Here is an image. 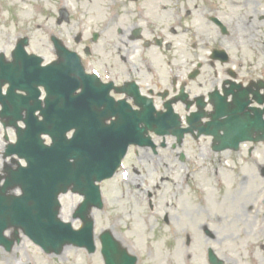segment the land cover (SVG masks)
<instances>
[{"label":"flooded vegetation","instance_id":"flooded-vegetation-1","mask_svg":"<svg viewBox=\"0 0 264 264\" xmlns=\"http://www.w3.org/2000/svg\"><path fill=\"white\" fill-rule=\"evenodd\" d=\"M223 1L90 0L93 9L83 11L74 6V0H49L45 6L35 0L42 22L38 24L36 20L31 25L33 30L42 32L43 38L34 39L30 29L28 52L41 57L44 66L60 61L66 66L76 57L80 58L85 74L94 79L84 80L74 70L75 64L67 72V79L79 85L73 93L74 98H78L84 86L94 93L90 122L97 129L134 120L135 113L143 112L148 103L159 113L171 109L180 116L183 126H188L189 121L193 132L181 143L176 136L152 135L155 147L131 146L122 167H129L136 174L140 170L148 173L173 167L189 169L202 158L201 170L209 172L211 157L216 164L219 156L228 154L234 172L240 176V181L231 186L234 199L241 201L243 184L250 185L245 196L249 202L247 214L254 213L258 222L255 235L264 238V141L244 143L236 152L219 153L213 149L212 137H198L199 128L212 120L216 108H231L234 102L247 100L250 109H264V105L259 104L260 100L264 101V79L260 76V73L264 76V71L260 72L261 57L253 50L256 23H252L247 34L242 36V29L224 10ZM74 10L76 14H72ZM216 20L227 28L226 32ZM263 20L264 16H260V21ZM246 35L247 44L253 47L247 55L240 49ZM219 50L227 53H216ZM244 57L250 59L248 68ZM66 71L60 67L49 72L66 76ZM40 91L42 97L39 99L44 100L46 90L41 88ZM49 96L52 101L57 97ZM29 103L34 105V99L30 98ZM59 106L67 107L62 102ZM247 113L252 120L258 119L253 110ZM200 116L204 118L197 121ZM77 118L79 122L85 119L80 109ZM202 147L205 149L196 152V148ZM211 167L217 170L215 165ZM224 185L225 181L218 186L219 191L225 190ZM208 199L209 204L217 201ZM206 221L201 224L200 232L196 230L197 237L199 241H216L218 224L212 222L219 223L222 219L210 216ZM187 240L191 244L190 236ZM259 248L264 251V243L250 246L249 251L254 254ZM219 250L217 242L208 245L207 264L210 251L224 264H231ZM253 264H264V258L256 256Z\"/></svg>","mask_w":264,"mask_h":264},{"label":"rangeland","instance_id":"rangeland-1","mask_svg":"<svg viewBox=\"0 0 264 264\" xmlns=\"http://www.w3.org/2000/svg\"><path fill=\"white\" fill-rule=\"evenodd\" d=\"M34 1L0 0V53L8 56L18 37L30 36V29L34 39L43 38L42 32L33 30L31 25L36 21L35 17L38 24L42 22L36 10L38 5L32 7ZM48 1L40 0V5L45 6ZM74 3L83 11L93 9L90 0H74ZM223 5L233 18V23L242 29V36L247 34L252 23H256L254 49L247 44L248 35L242 39L240 49L245 55L251 53V49L260 55V70L264 66V20L260 21V16H264V0H224ZM76 13L77 10L72 12ZM251 18L254 19L250 21ZM244 58L248 68L250 59ZM2 146L3 132L0 131V152ZM204 149L196 148V152ZM213 159L210 158L209 173L201 170L203 160L200 158L199 164L189 169L173 167L148 173L140 170L136 174L125 167L114 180L103 183L101 188L105 207L103 211H94L93 215L98 246L94 255L69 247L66 253L49 257L31 241L24 239L11 253L0 249V264H104L98 240L104 231H112L129 252L138 257V264H207L205 251L213 242L218 243L223 258L234 260L226 258L227 262L253 264L256 256L264 258V251L259 248L256 253H250V246L264 243V238L255 235L258 222L254 213L247 214L249 202L245 196L249 193L250 185L244 183L241 201L235 200L231 186L240 181V176L234 172L231 162L224 169L223 164L218 161L215 164ZM211 165H215L217 170ZM207 181L211 184L208 190L204 188ZM224 181L225 190L219 191L218 186ZM199 182L202 183L201 187ZM210 195L211 199H217L211 202L212 205L209 204L210 199L207 200ZM81 201V196L71 193L62 198V218L75 229L82 225L73 218ZM210 216L222 219L218 223L216 241H199L195 231L200 232L201 224L204 225ZM189 234L192 237L190 246L187 240Z\"/></svg>","mask_w":264,"mask_h":264},{"label":"water","instance_id":"water-1","mask_svg":"<svg viewBox=\"0 0 264 264\" xmlns=\"http://www.w3.org/2000/svg\"><path fill=\"white\" fill-rule=\"evenodd\" d=\"M20 50L24 53V50L22 51L18 47L15 54L19 53ZM18 62L23 63L24 67L17 68L13 67V64H3L0 67V75L9 76L10 74L14 75V73L19 75L17 89L28 91L34 82L44 85L43 74L30 69L29 61L25 56ZM18 62L16 61V63ZM40 63L41 61L37 60V64ZM35 96L38 97V94ZM147 112L146 118H152L149 110ZM238 112L239 109L234 110L231 118L223 123L222 126L228 133V137L225 139L219 137L222 139L221 141H240V139L237 140L238 135L241 134L239 125L241 122L246 125V121L238 117ZM226 113L223 110L221 116ZM164 123L147 124V129L166 134L169 132L168 130L178 126V124L168 125ZM261 126L262 123L260 122L259 128ZM71 127H77V125L57 123L44 126L35 123L34 127H30L21 136L20 142L11 147L10 153L18 154L20 158L25 159L29 167L19 169L7 179L3 187L0 186V244L10 248L9 246L13 243H8L4 237V232L14 228L17 236L18 231L22 230L26 236L49 254L61 253L66 245L86 247L91 253L96 251L94 221L87 216L83 217V229L75 231L71 224H66L59 219L61 205L58 199L60 194L67 193L69 187L74 186L73 193H80L85 196L84 203L77 211L78 214L85 212L87 214L92 207L102 208L100 189L93 184L95 181L102 182L114 175L119 160L116 155L120 154L122 146L125 148L128 134L112 131L105 136V140L104 134L101 132L98 148L92 145L90 139L87 142H81L78 135L77 139L67 144L68 147L65 150L63 136ZM41 134L55 136L56 145L53 148L45 147L40 139ZM136 135L138 134L131 131L129 139L134 140L133 137L137 138ZM245 138L243 137V140ZM82 156L87 158L86 162L80 161ZM71 159H75L76 163H70ZM17 187L21 188L22 196L7 195L10 190ZM101 241L103 245L102 254L106 264H136L137 258L130 256L126 250L122 249L110 233L103 234Z\"/></svg>","mask_w":264,"mask_h":264},{"label":"bare ground","instance_id":"bare-ground-1","mask_svg":"<svg viewBox=\"0 0 264 264\" xmlns=\"http://www.w3.org/2000/svg\"><path fill=\"white\" fill-rule=\"evenodd\" d=\"M68 249H70V248H68ZM68 249H66L64 253H66V252L68 251ZM53 257H54V256H53Z\"/></svg>","mask_w":264,"mask_h":264}]
</instances>
